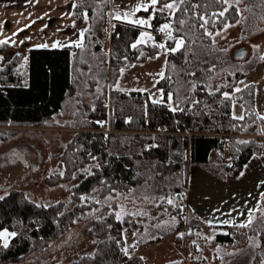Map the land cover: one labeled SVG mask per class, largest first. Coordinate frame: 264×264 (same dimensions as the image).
Wrapping results in <instances>:
<instances>
[{"label":"trees","instance_id":"1","mask_svg":"<svg viewBox=\"0 0 264 264\" xmlns=\"http://www.w3.org/2000/svg\"><path fill=\"white\" fill-rule=\"evenodd\" d=\"M169 1L173 0H158L157 4ZM177 1L172 16L155 10L150 27L159 40L161 23L169 22V48L177 38L182 39L175 51L168 50L163 75L157 80L163 102L151 101L146 92L115 88L122 69L154 57L159 48L152 41L134 43L143 30L141 26L116 20L109 29L110 0H73L71 13L76 23L82 24L84 18L87 21L81 44L31 48L27 85L22 84L17 71L21 53L12 54L0 67V143L12 137L16 129L44 126L60 112L68 97H79V90L92 93L84 104L78 101L73 119L63 124L75 131L59 154L60 171L44 178L47 185L67 183L70 204L66 199L36 201L18 187L4 191L0 195L4 197L0 200V231L6 228L15 235L7 247L0 248V264L18 261L63 233L85 208L96 204L95 200L83 199L95 188L99 197L151 188L165 194L158 204L165 207L167 196L186 183L187 163L208 162L218 132L233 133L228 137L231 164L222 163L221 146L216 151L219 173L225 180L234 176L251 155L264 154V118L254 105V85L234 89L244 73H228L215 89L207 88L213 73L226 63L213 43L212 33L235 22L238 8L226 0ZM107 36L109 47L105 50L103 39ZM169 95L172 107L167 104ZM234 100L242 105V119L231 114ZM101 121L108 122L109 132L100 129ZM160 127L165 132L149 133ZM184 130L191 134L180 133ZM151 142L152 146L143 147ZM166 207L168 210L160 211L158 216L172 212L176 225L157 238L139 240L138 246L164 238L183 226L179 208L170 204ZM115 208L112 202L103 217L91 222L86 231L89 251L58 264H143L141 255L131 256L130 250H124L122 235L128 228L139 238V218L143 217H118ZM187 213L188 235L192 237L202 222L190 210ZM242 225H224L227 231L215 233L213 243H231L242 233L258 232L262 251L255 254L252 264H264V208L259 217Z\"/></svg>","mask_w":264,"mask_h":264},{"label":"rangeland","instance_id":"2","mask_svg":"<svg viewBox=\"0 0 264 264\" xmlns=\"http://www.w3.org/2000/svg\"><path fill=\"white\" fill-rule=\"evenodd\" d=\"M138 1L110 0L113 13L110 15L108 13V27L110 20L116 19L117 14L120 15V19L133 24H136L134 21L141 19L148 20V24L152 23L154 11L161 9V7L157 3L152 5L151 0ZM226 2L234 4L238 8L239 18L212 33L213 43L226 59V63L224 67L213 73L207 83V88L215 89L225 80L228 73L243 72L244 74L237 79L234 89L253 84L254 105L257 113L264 118V63L262 61L264 58V0L261 2L226 0ZM177 3V0L167 2V4L173 5L171 8L165 7L168 15L172 16ZM138 6L142 10L144 6H148V11H135ZM125 13H128L127 17H125ZM148 24L136 25L142 27ZM165 24L169 25V22L164 21L161 23V27ZM169 32L170 27L165 31H160L159 40L155 39L154 34L152 35L150 32H140L134 43L152 41L159 50L154 57H149L142 63L136 62L129 68L122 69L116 87L125 88L128 91L140 90L146 92L151 101L163 102L162 90L157 85V80L163 75L168 50L170 48L171 50L176 49L182 44L179 43L182 42V39L177 38L169 48L166 45V33ZM141 33L145 35L142 37ZM103 40V47L107 50L108 39L106 37ZM161 44L164 47H159ZM5 47L6 44L1 46V48ZM91 97L92 93L89 90H79V97H68L60 112L47 120L44 126L16 129V133L12 137L0 143V183L8 184L6 189H0V195L9 188L18 187L23 189L29 198L36 201L48 203L66 199L65 201L70 204L67 198L69 187L67 183L47 185L44 178L52 172L60 171L59 154L75 131V129L64 127L63 124L73 119V112L78 107V101L84 104ZM167 104L172 107L171 95H169ZM232 109L235 116H241L242 105L238 101H232ZM101 122L103 123H100V129L106 133L109 132L108 122ZM218 133L225 136L227 141L225 147L228 150V137L233 133ZM184 154L187 159V152ZM214 156V151H211L206 168L213 175L225 180L219 173L221 167ZM225 159L226 161L222 159V163L231 164L229 150ZM228 180L229 178L226 179V181ZM262 183L260 184L261 188L263 187ZM98 191L95 188L83 195L84 200H95L96 204L85 208L81 212V217L77 218L63 233L49 241L42 249L33 251L26 257L8 264H58L89 251L91 245L87 241L86 231L91 226L93 219L104 216L112 202L116 204L115 209L118 217H123L124 214L143 217V219L139 218L142 225L139 238L128 228L122 232L124 250L126 252L130 250L131 256L141 255L143 264H252L255 254L262 251L259 246L261 239L258 232L242 233L231 243H213L214 229L204 222L202 226L194 229L195 233L190 237L187 227L188 213L182 209L183 203L178 200L175 194L167 196L166 203H163L165 207H159L158 204L163 201L165 194L158 193L151 188L149 190L148 188L140 189V191L129 190L114 196L103 197L97 196ZM168 204L174 208H179L183 218V226L164 238L143 245V247L149 245L146 251L135 253L133 248H138L137 242L139 240L147 241L152 237L157 238L176 225L174 213L170 212L158 216L160 211L168 210L166 207ZM263 208L264 187L260 200L253 212L250 213L246 224L259 217ZM216 231L226 232L227 229L222 228V230Z\"/></svg>","mask_w":264,"mask_h":264},{"label":"crops","instance_id":"3","mask_svg":"<svg viewBox=\"0 0 264 264\" xmlns=\"http://www.w3.org/2000/svg\"><path fill=\"white\" fill-rule=\"evenodd\" d=\"M72 4L73 0H0V41H6L0 43V58H2L0 67L10 59L12 54L21 53L22 58L17 66V71L21 76L22 84L27 85L29 82L28 53L31 48L74 47L81 44L87 21L84 18L82 24L76 23L71 13ZM166 4L159 5L160 10L165 11ZM108 13L109 15L113 13L111 4ZM116 20L124 21L111 19L109 29ZM151 25L152 23L142 26V31L150 32L153 35L154 33L150 30ZM21 29L22 31H20ZM81 33L83 34L81 35ZM107 39L109 47V36ZM57 42H59V46L53 47ZM3 44H7V46L1 48ZM45 44L48 47H38V45ZM116 85L117 83L115 84L116 89L129 92L125 88L116 87ZM226 93L228 94V92ZM232 112L231 105V114L239 118ZM261 132L264 135V126L261 127ZM218 148L212 149L214 157H216ZM227 154L228 150L223 146L222 157L225 161ZM224 181L226 180L213 175L206 168V163H187L184 204L187 211L190 210L201 220L202 225L205 222L214 229L213 234L224 233L216 231L225 228L224 225L246 224L263 191L264 154L251 155L234 176L230 177L228 181ZM261 183L263 184L262 188ZM0 233H5L0 235V248H3L5 243H9L13 236L11 233L14 231L5 228ZM148 248L149 245L133 249L135 253H141Z\"/></svg>","mask_w":264,"mask_h":264},{"label":"built area","instance_id":"4","mask_svg":"<svg viewBox=\"0 0 264 264\" xmlns=\"http://www.w3.org/2000/svg\"><path fill=\"white\" fill-rule=\"evenodd\" d=\"M174 120V122L176 123V124H179V120L177 119V118H174L173 119ZM162 132H165L164 130H163V127H160L159 128V130H151V131H149V133H151V134H155V133H162ZM176 131H169V133H175ZM180 133H183V134H186L187 136L188 135H190L191 134V132L190 131H188V130H184V131H180ZM215 136H216V146L215 147H219V146H221V147H225V145H226V143H227V141H226V139L224 138L225 136H223V134H219V133H217V134H215ZM154 144V142H151V143H145L144 145H143V147L144 148H147V147H150V146H152ZM175 196L178 198V200L179 201H181L183 204H182V209L185 211V212H187V208H186V206H185V184L184 185H182L179 189H178V191L175 193Z\"/></svg>","mask_w":264,"mask_h":264},{"label":"snow or ice","instance_id":"5","mask_svg":"<svg viewBox=\"0 0 264 264\" xmlns=\"http://www.w3.org/2000/svg\"><path fill=\"white\" fill-rule=\"evenodd\" d=\"M158 2V0H151V4L152 5H155L156 3ZM165 7H167V8H171V7H173V5L172 4H166L165 5ZM141 9H140V7L138 6L136 9H135V11H140ZM143 10L144 11H148V6H144V8H143ZM125 15V17H127V15H128V13H125L124 14ZM220 15H223V13H221ZM116 19H120L121 17H120V15L119 14H117L116 15V17H115ZM134 23H136V24H138V25H146V24H148V20H143V19H141V20H136V21H134ZM169 27V25H167V24H165L163 27H161L159 30L160 31H165V29H167ZM20 31H22V29L20 30ZM83 33H81V35H82ZM145 34L144 33H141V36L143 37ZM169 38H171V33L169 32ZM149 39H151V37H149ZM6 41H0V43H5ZM142 41H137V43H141ZM21 43H23V41H21ZM179 43H182V42H179ZM56 46H59V42H57V44H54L53 45V47H56ZM38 47H48V45H38ZM132 47H136V44H133L132 45ZM159 47H164V45L163 44H161V45H159ZM255 47V46H254ZM176 49H172V51H175ZM0 59H2V58H0ZM237 91H239V89H237ZM225 96H227V93H225ZM176 109H173V111H175ZM243 117H239V119H242ZM99 123H103V122H99ZM243 143V142H242ZM4 199V197H2V196H0V200H3ZM170 203H171V201H169ZM243 226V225H242ZM5 233H0V235H4ZM11 235H15V233H11ZM5 247H7V244L5 243ZM126 251V250H125Z\"/></svg>","mask_w":264,"mask_h":264},{"label":"water","instance_id":"6","mask_svg":"<svg viewBox=\"0 0 264 264\" xmlns=\"http://www.w3.org/2000/svg\"><path fill=\"white\" fill-rule=\"evenodd\" d=\"M14 149H16L15 147H13ZM1 155V153H0ZM8 187V184H1L0 183V189H6Z\"/></svg>","mask_w":264,"mask_h":264}]
</instances>
